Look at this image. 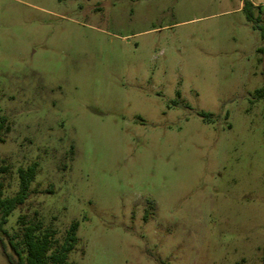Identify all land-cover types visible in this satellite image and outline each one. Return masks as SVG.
Returning a JSON list of instances; mask_svg holds the SVG:
<instances>
[{
	"label": "rangeland",
	"instance_id": "1",
	"mask_svg": "<svg viewBox=\"0 0 264 264\" xmlns=\"http://www.w3.org/2000/svg\"><path fill=\"white\" fill-rule=\"evenodd\" d=\"M241 8L0 0L3 196L37 164L6 231L77 222L70 264H264V40Z\"/></svg>",
	"mask_w": 264,
	"mask_h": 264
},
{
	"label": "trees",
	"instance_id": "2",
	"mask_svg": "<svg viewBox=\"0 0 264 264\" xmlns=\"http://www.w3.org/2000/svg\"><path fill=\"white\" fill-rule=\"evenodd\" d=\"M261 7H255L250 0H242V12L248 22L252 24L254 29L261 33V38L264 40V25L260 26ZM257 97L264 96V88L258 90ZM201 116L211 118V115L200 113ZM0 123V128H1ZM1 141V140H0ZM0 175L5 172L6 167L2 165L0 160ZM37 173V164L33 163L27 168H19L17 171L18 177V192L12 197L3 196V184L0 180V248L4 250L6 260L9 264H70L68 255L73 251L78 239L76 231L78 223L74 222L70 225L61 244L55 239V231L49 228H44L40 220L26 222L21 216L18 220L21 225V239L16 241V235H10L4 226L8 222L12 212L24 204L28 198L29 187ZM8 238V244L11 247L13 254L6 253V245L3 236Z\"/></svg>",
	"mask_w": 264,
	"mask_h": 264
},
{
	"label": "crops",
	"instance_id": "3",
	"mask_svg": "<svg viewBox=\"0 0 264 264\" xmlns=\"http://www.w3.org/2000/svg\"><path fill=\"white\" fill-rule=\"evenodd\" d=\"M250 2L255 6V7H257V6H259L257 3H255L254 1H251L250 0ZM259 7H261V6H259Z\"/></svg>",
	"mask_w": 264,
	"mask_h": 264
}]
</instances>
